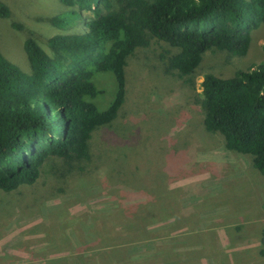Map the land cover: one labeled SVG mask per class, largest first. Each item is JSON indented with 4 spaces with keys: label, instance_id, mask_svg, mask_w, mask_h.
Returning <instances> with one entry per match:
<instances>
[{
    "label": "rangeland",
    "instance_id": "rangeland-1",
    "mask_svg": "<svg viewBox=\"0 0 264 264\" xmlns=\"http://www.w3.org/2000/svg\"><path fill=\"white\" fill-rule=\"evenodd\" d=\"M0 4L10 12L0 17V52L25 73L28 38L51 54L52 37L85 31L51 22L70 10L59 0ZM251 36L245 57L207 52L191 83L168 69L176 49L156 40L137 49L127 62L125 103L111 125L94 132L90 157L52 158L33 185L0 189V264L75 262L79 253L89 254L80 256L87 264H132L127 255L146 250L150 257L137 264H162L155 249L181 254L183 264H264V176L250 156L226 150L224 137L205 129L200 105L207 74L231 78L264 64V24ZM93 82L99 95L92 102L105 111L115 77L95 73ZM151 206L162 216L176 213L149 226L147 241L123 239L126 222Z\"/></svg>",
    "mask_w": 264,
    "mask_h": 264
},
{
    "label": "trees",
    "instance_id": "trees-1",
    "mask_svg": "<svg viewBox=\"0 0 264 264\" xmlns=\"http://www.w3.org/2000/svg\"><path fill=\"white\" fill-rule=\"evenodd\" d=\"M59 1L70 10L51 22L63 27L83 24L85 31L52 37L48 41L51 54L28 38L24 48L31 73L0 52V189L5 192L33 185L52 158L90 157L94 132L111 125L125 103L127 62L137 49L148 47L152 40L176 49L168 69L191 83L207 52L245 57L252 32L264 24V0ZM0 17H10L3 4ZM101 72H111L117 84L115 98L105 111L92 102L99 95L93 77ZM200 96L205 129L222 135L226 150L250 156L264 176V64L231 78L207 74ZM153 206L134 215L136 222H126L129 230L123 228V239L135 234L134 241H147L149 226L176 213L172 210L162 216ZM100 238L108 240L102 234ZM144 246L155 248L150 243ZM155 251L162 264L188 262L181 254ZM144 253L127 256L137 264L139 257H150L147 250ZM77 255L75 262L60 258L57 263L87 264L80 256L88 253Z\"/></svg>",
    "mask_w": 264,
    "mask_h": 264
}]
</instances>
